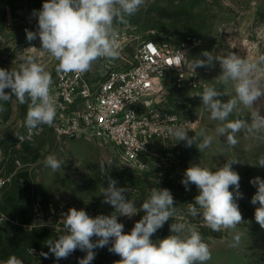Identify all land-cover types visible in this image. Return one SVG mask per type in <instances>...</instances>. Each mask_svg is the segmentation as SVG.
Wrapping results in <instances>:
<instances>
[{"label":"rangeland","instance_id":"374dc122","mask_svg":"<svg viewBox=\"0 0 264 264\" xmlns=\"http://www.w3.org/2000/svg\"><path fill=\"white\" fill-rule=\"evenodd\" d=\"M44 2L0 0V68L19 69L24 57L32 55L45 66L52 78L56 76L58 62L40 50L39 37L30 42L26 39V29L38 31V18L33 13L34 10H41ZM129 21L131 26L119 25L118 32L129 34L130 42L120 51L117 59L94 62L88 71L91 81L103 77L110 66L130 65L138 44L145 38L177 43L189 35L195 36L199 45L189 53L190 60L206 59L201 55L203 51H209L214 56H224L232 51L250 60L264 55V0H146ZM199 69L208 79L207 86L223 93L218 97L221 101L227 102L235 96L233 85L229 83L225 86L219 79L222 70L218 61L212 67ZM261 87L264 89V79L261 80ZM0 104L4 106V111L0 112V173L10 177L7 188L14 193L13 205L19 208L14 209V215L7 213L11 220L0 228V262L16 255L24 264H79V259L86 252L77 249L67 259L56 260L45 241L65 234L62 219L69 208L83 209L91 217L111 215L115 211L113 206L102 203V188L108 186L107 178L101 173L103 164L104 172L117 181V187L131 189L124 195L135 200L137 209L150 196L152 188L170 190L177 215L165 222L151 237L152 240L169 236L171 223L184 222L196 225L208 244L212 256L206 264H264V228L254 218L259 204L251 203L257 189L250 183L257 176L264 179V167L257 166L258 157L264 155V138L242 131L237 134V145L229 146L225 137L216 133L219 122L210 118L201 97L192 108L193 114L200 119L193 135L201 129L206 130L213 136L211 146L203 152L195 145L168 149L163 153L159 172L152 161L145 169L126 164L119 150L101 137L86 135L72 138L62 146L53 127L43 125L28 138L23 126L27 104H20L15 97L7 103L0 101ZM253 110L264 115V95L253 108L238 105L229 119L250 121ZM258 135L264 137V133ZM49 155L63 161L59 170L54 172L46 166L45 160ZM231 159L240 162L232 167L241 177L239 191L242 198L237 203L244 222L235 229L217 232L208 228L200 217L190 215L188 204L194 203L199 191L193 184H189V190H186L181 181L185 170L192 164L215 171ZM38 195L47 202V213L52 217L49 226L40 227L34 222L32 200ZM143 215V212H138L131 218L118 216L117 220L124 225V232L130 233ZM236 233L241 234V242L239 246L232 247L230 245ZM96 239L93 237V242ZM109 247L111 241L104 248L94 249L96 256L91 264H114L119 261L121 257L110 253ZM41 253H48L47 258Z\"/></svg>","mask_w":264,"mask_h":264},{"label":"clouds","instance_id":"9594fccd","mask_svg":"<svg viewBox=\"0 0 264 264\" xmlns=\"http://www.w3.org/2000/svg\"><path fill=\"white\" fill-rule=\"evenodd\" d=\"M145 2L146 0H45L41 10H34L33 13L38 18V31L26 29V39L30 42L39 37L40 50L50 54L58 62V74H83L101 58L114 60L120 56L118 26H131L129 18ZM201 55L206 59L195 58L188 62L191 71L195 74L197 68L212 67L218 61L222 70L220 81L225 86L231 83L235 91V96L227 102L218 98L223 93L213 87L205 86L202 92L196 93V96L201 97L203 107L210 113V118L219 122L216 133L225 137L226 143L231 147L237 145V134L242 131L256 138H264L258 135L264 133V115L259 111H251L250 121L229 119L238 105L253 108L255 102L264 95L261 87V80L264 79V55L255 60L246 59L232 51L224 56H214L209 51H203ZM52 84L51 73L32 55L24 57L19 69L0 68V101L7 103L15 97L20 104H27L23 126L28 138L43 125L54 127L58 106L51 92ZM6 89L10 91L6 92ZM2 111L4 106L0 104V112ZM170 119L173 118L169 117L168 120ZM195 126L193 123L192 127ZM188 131L183 125L166 128L169 136L177 142H185L187 147L195 145L203 152L211 146L213 136L207 134L206 130L201 129L192 136H189ZM238 163L240 162L236 159L227 160L215 171L192 164L184 172L181 183L185 189L189 190V184H193L199 191L194 203L188 204V212L193 217H200L213 231L235 229L244 222L237 203L242 198L239 191L241 177L232 167ZM45 164L55 172L62 167L63 161L49 155ZM257 166L264 167V155L258 157ZM101 173L108 180V186L101 191L104 197L102 203L113 206L115 211L111 215L91 217L83 209L69 208L62 219L65 234L45 241L56 260L67 259L79 249L86 252L79 259V264H91L96 256L94 249L104 248L110 241L108 251L121 257L114 264H206L211 259V250L196 225L171 223L169 236L155 241L151 239L165 222L177 215L174 197L169 189L152 188L150 196L137 209L135 200L124 195L131 189L117 187V181L104 172L103 164ZM250 183L257 189L251 203L259 204L254 218L264 228V179L257 176ZM138 212H143L144 215L134 224L130 233H125L124 225L118 222L117 217L131 218ZM43 226L45 224L41 222L40 227ZM93 237L97 238L95 242ZM240 242L241 234L236 233L230 246L237 247ZM33 251L31 249L32 253ZM41 255L47 258L48 253ZM0 264H24V261L11 255Z\"/></svg>","mask_w":264,"mask_h":264},{"label":"built area","instance_id":"2783aa9c","mask_svg":"<svg viewBox=\"0 0 264 264\" xmlns=\"http://www.w3.org/2000/svg\"><path fill=\"white\" fill-rule=\"evenodd\" d=\"M118 42L121 51L130 42L129 34L118 32ZM198 45L199 39L192 35L177 43L145 38L130 65L110 66L97 81L90 80L88 71L57 73L51 86L58 106L53 129L61 145L86 135L101 137L119 150L126 164L145 169L152 161L159 172L166 150L186 146L169 136L166 128L183 125L192 136L200 120L192 108L208 79L199 68L194 74L188 63L189 53ZM9 180L0 173V205ZM32 209L36 224L50 225L44 198L35 196ZM9 220L0 207V228Z\"/></svg>","mask_w":264,"mask_h":264},{"label":"crops","instance_id":"0c3cea01","mask_svg":"<svg viewBox=\"0 0 264 264\" xmlns=\"http://www.w3.org/2000/svg\"><path fill=\"white\" fill-rule=\"evenodd\" d=\"M13 194L14 193L9 188L6 187V189L3 193V197H2V201H1V205H0L1 209L6 213H8V212L12 213V212H14V209H19L18 206L13 205V203H12V201H14L12 198Z\"/></svg>","mask_w":264,"mask_h":264}]
</instances>
